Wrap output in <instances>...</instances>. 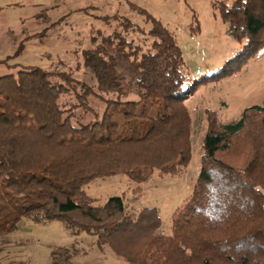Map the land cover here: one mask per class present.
Returning <instances> with one entry per match:
<instances>
[{
  "label": "trees",
  "instance_id": "trees-1",
  "mask_svg": "<svg viewBox=\"0 0 264 264\" xmlns=\"http://www.w3.org/2000/svg\"><path fill=\"white\" fill-rule=\"evenodd\" d=\"M218 7L243 44L219 70L191 81L173 33L148 13L147 50L119 32L100 42L91 37L82 65L92 82L71 70L34 65L13 64L15 71L0 76V237L22 218L60 220L130 263L264 264V101L229 122L209 110L200 170L191 194L171 215L169 235L158 231L156 208L129 213L122 196L95 204L83 189L118 173L141 184L155 169L177 174L189 164L185 100L201 83L235 73L264 46V0ZM22 47L18 43L15 54ZM71 93L72 100L60 102ZM90 97L104 104L100 113ZM77 109L94 118L82 122Z\"/></svg>",
  "mask_w": 264,
  "mask_h": 264
},
{
  "label": "rangeland",
  "instance_id": "rangeland-1",
  "mask_svg": "<svg viewBox=\"0 0 264 264\" xmlns=\"http://www.w3.org/2000/svg\"><path fill=\"white\" fill-rule=\"evenodd\" d=\"M232 1L0 0V69L13 72L18 67L8 65L18 64L71 70L76 79L92 82L90 72L82 65V51L92 47L91 37L100 42L102 36L119 32L147 50L151 41L148 13L173 33L181 48L183 71L191 81L219 70L241 48L242 41L231 35L218 7L221 2ZM124 19L132 22L129 28L124 27ZM20 42L22 50L15 54ZM72 99L71 93L61 97L60 102ZM89 101L94 110L102 111L101 101L94 97ZM263 101L264 46L235 73L201 83L185 100L191 116V159L186 167L177 174L155 169L141 184L118 173L96 178L83 189L95 199V204H103L110 196H122L129 213L156 208L160 217L158 231L169 235L171 215L191 194L200 170L209 110L216 113L220 122H229L246 107ZM75 112L82 122L94 118L82 109ZM52 257L56 264H138L125 261L96 236L85 231L73 233L60 220L38 222L22 218L12 231L0 237V264H52Z\"/></svg>",
  "mask_w": 264,
  "mask_h": 264
},
{
  "label": "crops",
  "instance_id": "crops-1",
  "mask_svg": "<svg viewBox=\"0 0 264 264\" xmlns=\"http://www.w3.org/2000/svg\"><path fill=\"white\" fill-rule=\"evenodd\" d=\"M0 61L3 62L2 59H1ZM1 62H0V63H1ZM3 65L5 66L4 63H3ZM8 66H12V65H8ZM7 73H9V71H8L6 68H4V69H0V76H1V75H4V74H7Z\"/></svg>",
  "mask_w": 264,
  "mask_h": 264
}]
</instances>
